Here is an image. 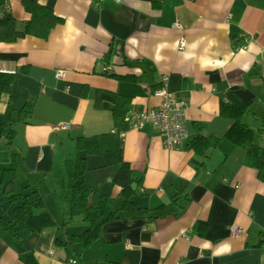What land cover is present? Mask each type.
<instances>
[{
	"label": "crops",
	"instance_id": "0c3cea01",
	"mask_svg": "<svg viewBox=\"0 0 264 264\" xmlns=\"http://www.w3.org/2000/svg\"><path fill=\"white\" fill-rule=\"evenodd\" d=\"M35 1L63 22L46 38L0 42V68L17 73L0 97V120L12 118L15 131L0 147V172L13 167L16 190H36L51 221L24 240L0 229V264H264V182L246 165L245 147L225 137L233 119L220 112L231 86L247 87L255 98L244 120L264 127V0ZM0 3L18 21L29 18L21 0ZM161 86L185 100L188 139L206 138L204 155L187 140L166 147L149 125L133 129L113 116L115 104L156 107ZM92 135L99 148L87 157L85 181L113 207L126 196L148 208L179 206L158 218L108 220L84 248L69 236L86 223L67 219L75 138ZM253 140L264 146L262 135ZM121 162L142 175L136 192L112 181ZM17 203L0 184V215ZM233 224L240 234H230Z\"/></svg>",
	"mask_w": 264,
	"mask_h": 264
},
{
	"label": "trees",
	"instance_id": "16d2710c",
	"mask_svg": "<svg viewBox=\"0 0 264 264\" xmlns=\"http://www.w3.org/2000/svg\"><path fill=\"white\" fill-rule=\"evenodd\" d=\"M21 3L25 11L29 13V18L25 21L15 19L3 6L0 9V42H13L25 35L46 38L56 24L63 22L62 17L55 14L50 7L44 4L35 0H21ZM19 23L22 24L21 27H19ZM244 44L245 41L241 40L234 45V49L237 50ZM16 75L17 73L0 72V97L3 93L9 92ZM254 98L251 89L233 85L226 91L220 101V112L233 119L225 133V137L231 142L245 147L246 165L253 167L256 170L257 178L264 182V146L255 143L253 140L256 133L263 136L264 127L255 130L244 120V116ZM22 109H27L26 113L30 114L32 104L25 103ZM21 110L18 111L15 119L18 118ZM127 110L129 109L115 104L112 113L116 119L124 120ZM12 121V118L7 121L0 120V147H9L15 138V131L11 126ZM98 139V135L75 138L77 154L73 162L70 209L67 220L78 215L86 223V227L81 232L69 236V242H80L84 248L99 238L101 226L108 220L120 216L142 219L158 218L170 214L172 204L179 206L176 199H173L171 204L160 203L153 208H148L138 205L128 196L123 198L118 207L111 206L109 194L89 185L85 181L84 174L88 168L87 157L97 154ZM188 140L185 147L193 149L200 155H204L209 148L208 140L202 136L195 135ZM118 154L120 158V149ZM15 175L13 167H5L0 172L2 193L8 201H18L10 212L0 215V229L10 231L15 238L24 240L30 232L38 231L43 225L49 223L51 218L45 210L42 197L36 190L30 192L16 190L14 185ZM141 179L142 175H135L131 169L124 165V162H121L112 181L131 192H136ZM133 183L136 184L134 188L132 187ZM180 207L184 208L183 205ZM200 226L203 227L197 225V227ZM262 244H264V238L258 243L259 246Z\"/></svg>",
	"mask_w": 264,
	"mask_h": 264
},
{
	"label": "built area",
	"instance_id": "2783aa9c",
	"mask_svg": "<svg viewBox=\"0 0 264 264\" xmlns=\"http://www.w3.org/2000/svg\"><path fill=\"white\" fill-rule=\"evenodd\" d=\"M174 27L180 29L179 23H175ZM183 38L179 39L178 46L182 48ZM245 41V39H243ZM0 72H7L0 68ZM63 69H56L55 76L62 77ZM154 95L159 97L160 102L156 107L152 108H130L126 112L124 121L127 122L129 128L141 129L145 125H149L158 131L162 136V143L166 147H173L178 143L185 142L189 138V133L185 126V107L184 99L176 98L172 93L168 92L164 86L159 87ZM63 126V125H62ZM264 137V130H263ZM230 234L238 235L241 233V227L238 225H230ZM71 261L69 264H73Z\"/></svg>",
	"mask_w": 264,
	"mask_h": 264
},
{
	"label": "rangeland",
	"instance_id": "374dc122",
	"mask_svg": "<svg viewBox=\"0 0 264 264\" xmlns=\"http://www.w3.org/2000/svg\"><path fill=\"white\" fill-rule=\"evenodd\" d=\"M115 201H112V199H111V201H110V204H111V206H115V203H114ZM6 204L5 203H2V206H5Z\"/></svg>",
	"mask_w": 264,
	"mask_h": 264
},
{
	"label": "bare ground",
	"instance_id": "6f19581e",
	"mask_svg": "<svg viewBox=\"0 0 264 264\" xmlns=\"http://www.w3.org/2000/svg\"><path fill=\"white\" fill-rule=\"evenodd\" d=\"M4 7V6H3ZM5 8V7H4ZM2 15V14H1ZM6 67V66H5ZM2 69H4L3 67H2ZM104 69V68H103ZM4 73V72H3ZM9 74V73H8ZM162 78V77H161ZM160 78V79H161ZM163 81V80H162ZM141 108V107H140ZM142 109V108H141ZM123 121V120H122ZM146 126V125H145ZM134 129V128H133ZM261 132H262V130H261ZM121 133V132H120ZM189 133V132H188ZM191 135V134H190ZM189 141V140H188ZM174 148V147H173ZM169 149V148H168Z\"/></svg>",
	"mask_w": 264,
	"mask_h": 264
},
{
	"label": "water",
	"instance_id": "95a60500",
	"mask_svg": "<svg viewBox=\"0 0 264 264\" xmlns=\"http://www.w3.org/2000/svg\"><path fill=\"white\" fill-rule=\"evenodd\" d=\"M135 185H136V184H135V183H133V184H132V187L134 188V187H135Z\"/></svg>",
	"mask_w": 264,
	"mask_h": 264
}]
</instances>
